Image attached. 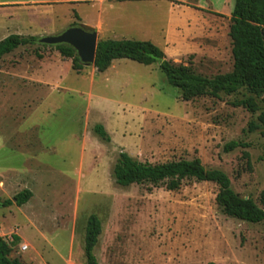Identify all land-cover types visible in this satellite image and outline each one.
Segmentation results:
<instances>
[{
  "label": "rangeland",
  "instance_id": "obj_1",
  "mask_svg": "<svg viewBox=\"0 0 264 264\" xmlns=\"http://www.w3.org/2000/svg\"><path fill=\"white\" fill-rule=\"evenodd\" d=\"M177 1L204 8L202 27L192 33L200 50L171 51L166 58L206 77L230 72L233 0ZM108 11L126 25H140V33L148 26L152 30L148 37L130 34L128 39L159 45L170 4L125 2ZM76 16L55 11L42 24L57 29V35L76 26L69 23ZM56 53L26 46L0 60V201L23 190L32 194L19 208H0V238L7 243L11 235L20 238L10 258L23 264H86L84 228L95 215L101 223L96 264H264V223L224 216L215 203V184L188 181L166 191L121 188L112 179L120 152L149 164L198 158L205 169L222 171L237 195L258 204L264 188L260 99L255 113L230 105L245 91L184 102L157 65L131 61L110 81L99 75L92 83L90 70L76 73L66 64L43 73L56 64ZM28 74L42 76L45 83L19 78ZM250 122L259 129L249 133ZM95 125L103 127L108 143L93 133ZM232 141L242 146L226 153ZM23 245L27 250L20 252Z\"/></svg>",
  "mask_w": 264,
  "mask_h": 264
},
{
  "label": "trees",
  "instance_id": "obj_2",
  "mask_svg": "<svg viewBox=\"0 0 264 264\" xmlns=\"http://www.w3.org/2000/svg\"><path fill=\"white\" fill-rule=\"evenodd\" d=\"M228 38L231 45V71L212 77L196 74L190 67L173 64L157 46L148 41H99L93 68L102 73L113 61L122 59L143 66L155 64L165 76L167 84L178 91L184 102L200 97L220 99L221 96H233L245 91L242 99L234 100L230 105L255 113L258 109L256 99L264 104V0H233ZM36 40L35 37L20 36H10L2 40L0 60L18 48L47 47L37 45ZM48 48L57 51L61 58L70 59L71 67L76 73L84 68L73 49L64 45ZM259 127L258 124L250 122L248 132L253 133ZM92 130L100 140L106 143L110 141L102 126L95 125ZM241 146L240 143L232 141L225 145L224 151L228 153ZM112 179L121 188L136 185L147 188L163 187L166 191H176L182 183L188 181L213 183L218 187L215 203L224 216L248 224L264 223V188L259 194L258 204L251 198H241L231 189L230 180L222 171L205 169L198 158L149 164L136 161L128 154L120 152L112 169ZM31 197L29 190H23L11 199L0 201L1 208H19ZM100 234L99 219L95 215L89 216L84 228L83 254L86 264H96L93 250ZM19 240L17 235H11L10 243L0 238V264H23L10 258L11 248Z\"/></svg>",
  "mask_w": 264,
  "mask_h": 264
},
{
  "label": "crops",
  "instance_id": "obj_3",
  "mask_svg": "<svg viewBox=\"0 0 264 264\" xmlns=\"http://www.w3.org/2000/svg\"><path fill=\"white\" fill-rule=\"evenodd\" d=\"M162 1H166L170 4L169 19L165 28H160V44L157 45L155 44L156 42L152 40H148V42L153 45L155 44L165 56H168V53L171 51L178 53H186L187 51L195 53L199 51L200 48L196 45L195 37L192 33L194 29L198 28V25L202 27L200 21L203 20V17L199 15V13L203 12L204 8L197 6V4L196 8H193L192 6H187L186 1L180 2L177 0H0V42L10 36L39 38L58 33L57 29H47L46 26L42 24V21L49 19V14L60 10L77 12L78 16L69 21V23H71L70 25L76 23L77 25H84L91 28L96 33L97 42L106 40H130L127 38V35L130 34H137L145 38V34H147V37L152 35L150 26L146 28L142 27V30L145 29L146 32L145 34L140 33V25H126L123 21H119L116 17L111 16L108 8L114 4H125V2H140L156 5L158 2ZM172 1L184 3L186 5H178ZM92 12H95V15H90ZM186 12H188L189 15L186 14ZM195 15L196 17H194ZM190 16L193 17L191 18ZM191 44H194L195 50L189 47ZM14 51L3 56L2 59L11 55ZM55 56L53 60L56 64H49L43 73L50 72L52 69L56 70L64 64H66L68 71H70L71 63L61 61L60 55L57 53ZM127 61L130 60H115L111 63L110 67L102 73L97 72L93 66L84 67L82 71L90 70L88 74L90 75L92 83L99 75H102L104 80L107 81V79H111L110 76L118 75V69L127 67L129 64L126 63ZM41 65H45V58L41 62ZM19 78L39 82L41 84L45 83L42 76L38 77L37 74L19 76Z\"/></svg>",
  "mask_w": 264,
  "mask_h": 264
},
{
  "label": "water",
  "instance_id": "obj_4",
  "mask_svg": "<svg viewBox=\"0 0 264 264\" xmlns=\"http://www.w3.org/2000/svg\"><path fill=\"white\" fill-rule=\"evenodd\" d=\"M36 43L47 47L67 46L75 51L83 67L93 66L97 39L95 31L87 26H70L57 35L39 37Z\"/></svg>",
  "mask_w": 264,
  "mask_h": 264
},
{
  "label": "built area",
  "instance_id": "obj_5",
  "mask_svg": "<svg viewBox=\"0 0 264 264\" xmlns=\"http://www.w3.org/2000/svg\"><path fill=\"white\" fill-rule=\"evenodd\" d=\"M20 252H25L27 250V246L23 245L19 247Z\"/></svg>",
  "mask_w": 264,
  "mask_h": 264
}]
</instances>
